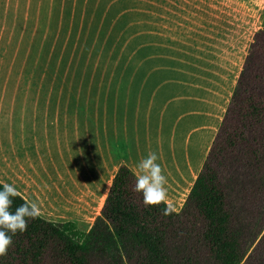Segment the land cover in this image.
I'll return each mask as SVG.
<instances>
[{"label":"rangeland","instance_id":"374dc122","mask_svg":"<svg viewBox=\"0 0 264 264\" xmlns=\"http://www.w3.org/2000/svg\"><path fill=\"white\" fill-rule=\"evenodd\" d=\"M263 19L264 0L125 1L122 15L0 16V68L6 63L9 72L43 75L48 86L72 84L81 97L107 99L121 126L122 81L109 76L158 74L148 83L159 85L158 110L165 101L167 109L163 121L156 118L153 152L179 162L186 174L194 169L182 197L201 169ZM45 172L55 175L50 164Z\"/></svg>","mask_w":264,"mask_h":264},{"label":"trees","instance_id":"16d2710c","mask_svg":"<svg viewBox=\"0 0 264 264\" xmlns=\"http://www.w3.org/2000/svg\"><path fill=\"white\" fill-rule=\"evenodd\" d=\"M136 178L118 167L87 232L26 217L0 264H264V19L180 210L145 205ZM11 199L13 212L26 202Z\"/></svg>","mask_w":264,"mask_h":264},{"label":"crops","instance_id":"0c3cea01","mask_svg":"<svg viewBox=\"0 0 264 264\" xmlns=\"http://www.w3.org/2000/svg\"><path fill=\"white\" fill-rule=\"evenodd\" d=\"M125 1L164 0H0V16L122 15ZM4 66L0 68V183L16 187L25 201L37 202L45 220L72 221L87 232L118 167L125 165L138 176L140 161L154 153L152 137L160 128L156 118L160 114L163 121L167 105L165 101L158 110L159 85L148 82L159 76H109L108 81H122V98L116 102L122 106L121 126L107 99L81 97L72 84L48 86L42 83L47 80L43 75L9 72ZM156 162L167 178L168 195L177 196L169 202L179 211L192 185L180 195L194 169L190 166L186 174L179 162L168 163L162 157ZM48 164L55 171L52 178L45 172Z\"/></svg>","mask_w":264,"mask_h":264},{"label":"clouds","instance_id":"9594fccd","mask_svg":"<svg viewBox=\"0 0 264 264\" xmlns=\"http://www.w3.org/2000/svg\"><path fill=\"white\" fill-rule=\"evenodd\" d=\"M156 153H149L145 159L138 164L139 173L134 191L142 193L143 203L148 206H155L165 203L164 215H170L174 211V206L169 202L168 192L165 185L167 178L162 167L156 162ZM19 195L16 187L5 183L3 190H0V257L6 256L12 244V237L17 231L24 232L28 227L27 218L35 219L41 215V209L37 202L26 201L11 211L12 197ZM7 230V231H6Z\"/></svg>","mask_w":264,"mask_h":264}]
</instances>
